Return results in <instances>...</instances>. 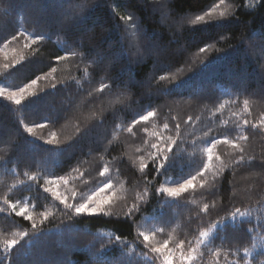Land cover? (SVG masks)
Listing matches in <instances>:
<instances>
[{
  "label": "trees",
  "instance_id": "trees-1",
  "mask_svg": "<svg viewBox=\"0 0 264 264\" xmlns=\"http://www.w3.org/2000/svg\"><path fill=\"white\" fill-rule=\"evenodd\" d=\"M81 2L67 22L71 0H0V83L37 81L0 96V264H164L166 240L175 264H264V0Z\"/></svg>",
  "mask_w": 264,
  "mask_h": 264
},
{
  "label": "snow or ice",
  "instance_id": "snow-or-ice-1",
  "mask_svg": "<svg viewBox=\"0 0 264 264\" xmlns=\"http://www.w3.org/2000/svg\"><path fill=\"white\" fill-rule=\"evenodd\" d=\"M89 5L87 4V2H81V0H71V3L68 4L65 9H64V18L65 21L70 22L73 19H75L76 17L82 15L87 9H88ZM221 16L224 15V13L220 14ZM128 20H131L132 17H127ZM198 20H203L204 17L200 16L197 17ZM201 51H204V49H201ZM69 55L75 57L77 55H80L77 52H71L69 53ZM65 57H61L58 56L56 57L57 60L60 59H64ZM9 67V65L5 64L4 68L7 69ZM54 71V69H53ZM37 83L36 80H32L30 84L26 85L24 88H20L18 91H9L7 88H0V96H6V98L10 101H14L17 105L21 103V101L25 98V94L29 92V90ZM55 84H52V87H54ZM104 87H107V85H102L100 88V91L102 92ZM246 103V102H245ZM155 112L149 111L147 112L146 115H142L139 117L138 121H135L134 123H139L140 121H147L149 119V117L154 116ZM248 121H245V124H247ZM39 127L43 128L46 127L45 124H41L39 125ZM168 125H165V128H167ZM26 132H28L29 134L33 133V127H28L26 126L25 128ZM129 131H131V128H129ZM53 139H55V134H52ZM242 140L247 139L246 137H241ZM219 141H216L215 143H218ZM225 143H231V141H228L227 139H225L224 141ZM48 143H52V140H49ZM175 142H173L174 144ZM215 143L213 144V146H215ZM153 148H157L158 146L153 144L152 145ZM233 147H236V145H233ZM161 152V155L159 156L158 160L159 162L157 163L156 160L153 161V163L156 164V170L158 171L159 168H161L164 164V162L167 160L168 155L166 153H170L172 152V146H167L163 149L159 150ZM211 148L208 149L209 152V156L208 159L211 160L212 156H211ZM240 152L243 153V149H240ZM217 159H219V157H217ZM245 161V156L243 154L240 155L239 160L237 161V163H243ZM146 167V166H145ZM209 166L205 165V168L207 169ZM108 171L107 168L104 169L103 172H100L101 176H104V174ZM201 175H203V173H201ZM30 179H35V177H30ZM196 177L193 176L190 179H187L184 181V183L179 184L176 187H164L161 188L160 191L166 193L168 196L170 197H178L180 196L182 193L188 191L191 188L195 187L194 181H195ZM47 183H54V181H47ZM111 186L108 184H105L103 188L100 189V192H104L107 188H110ZM45 191L48 192H53L54 195L56 196V198L58 200L61 201V203L64 205V207L66 209H75L76 213H88V214H94V213H98V212H102L103 211V207L102 205L108 203V198H100L99 194L94 195L93 197H90L88 199V201L84 202V203H78L77 205H73V204H69L66 202V198H62L60 196V194L58 192H54L53 189L51 188H47L45 189ZM5 203H8L7 201H5ZM12 211L15 213L16 216H20V217H25L27 220H33V217L31 215H26L27 213V205H25L24 207H22L19 211H16L17 205L16 204H11L10 205ZM134 206L132 209H129V213H131L132 211L135 210ZM208 205H205V210H207ZM2 210V209H0ZM236 213L243 215V213H240V209L237 208L236 209ZM44 219L47 220L48 219V214L45 213L44 214ZM43 222V221H42ZM33 228L36 227L35 222L32 223L31 225ZM26 233H21V236L25 235ZM201 237L206 238L208 236V233L206 232H202L200 233ZM140 236L143 238V241L145 243L146 246H148L149 241H150V236L146 233L141 232ZM17 240L12 239V240H8L6 241V249H11L12 247H14L17 244ZM203 241H201L202 243ZM177 247L179 248H183L184 247V241H181ZM168 248V241L166 240L163 244L162 247H152L151 251L153 253H159L163 256L164 258V264H175V260L173 258V256L169 253L166 252ZM194 257L192 255H188V256H182L181 257V264H193L194 261Z\"/></svg>",
  "mask_w": 264,
  "mask_h": 264
},
{
  "label": "rangeland",
  "instance_id": "rangeland-1",
  "mask_svg": "<svg viewBox=\"0 0 264 264\" xmlns=\"http://www.w3.org/2000/svg\"><path fill=\"white\" fill-rule=\"evenodd\" d=\"M0 88H7L9 91H18L19 90V89L10 87L7 83H3V82L0 83ZM182 183H184V181L175 180L173 178H167L164 181L163 188L164 187H176V186H178L179 184H182Z\"/></svg>",
  "mask_w": 264,
  "mask_h": 264
}]
</instances>
